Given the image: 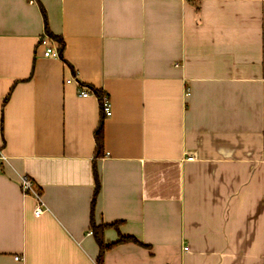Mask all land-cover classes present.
I'll return each mask as SVG.
<instances>
[{
	"label": "crops",
	"instance_id": "1",
	"mask_svg": "<svg viewBox=\"0 0 264 264\" xmlns=\"http://www.w3.org/2000/svg\"><path fill=\"white\" fill-rule=\"evenodd\" d=\"M0 149V264H264V0H0Z\"/></svg>",
	"mask_w": 264,
	"mask_h": 264
},
{
	"label": "trees",
	"instance_id": "2",
	"mask_svg": "<svg viewBox=\"0 0 264 264\" xmlns=\"http://www.w3.org/2000/svg\"><path fill=\"white\" fill-rule=\"evenodd\" d=\"M45 14V13H44ZM47 21V20H46ZM46 29H47V33L49 34V36L52 38V39H55L57 42H58V49H59V57H61L63 60H65L64 58V51H65V41H64V38L62 35H56L54 33H52L49 29H48V25L46 23ZM66 61V60H65ZM95 93L97 96H99V100L101 102V111L103 112V109H102V104H103V100H104V97L106 96L104 94L103 91L99 90V89H95ZM8 96L5 98V101H4V104L8 101ZM104 113V112H103ZM104 125H103V120H101L97 126V142L99 144L98 146V154H102V150H103V146H104V143H103V139H104ZM94 176L96 178V187H95V196H94V199H93V204H92V208H93V214H92V220H91V224H92V228H93V232H94V236H95V239L98 241V244L100 246V259H99V262L101 264L102 263V254L103 252L108 249V248H111L113 247V245L117 244V243H120V242H129V240H136L134 237L132 236H129V237H126V236H120L119 239L117 241H114L113 243L111 244H106L105 243V239L103 238V232H104V228L106 227V225L104 224H97L95 222V218H94V215H95V202H96V198L97 196L99 195V191H100V186H101V183H100V176L98 175V170H97V167L95 166V169H94ZM116 223H114L113 225H115Z\"/></svg>",
	"mask_w": 264,
	"mask_h": 264
},
{
	"label": "built area",
	"instance_id": "3",
	"mask_svg": "<svg viewBox=\"0 0 264 264\" xmlns=\"http://www.w3.org/2000/svg\"><path fill=\"white\" fill-rule=\"evenodd\" d=\"M50 40L52 41V38L50 36H46V38L43 40V44L45 43L46 46V51L45 54L46 55H55V56H60L59 55V49H53V46L50 44ZM71 79H68V82H71ZM92 92L85 86H81L80 91H79V95L80 96H85L87 97L88 95H90ZM102 109L103 112L105 113L106 116H110L113 111L111 110V100L108 96L104 97L103 100V104H102ZM2 160H6V156L4 155V153L2 152V150L0 149V164ZM21 178V187H22V191L25 194H30V195H34L37 198V205L35 207L36 209V214H41L44 212V203L41 199V193L38 189V187H36L34 181L32 180V178L30 179L29 177L22 175L20 176ZM17 259H20L21 257L19 255H17L16 257Z\"/></svg>",
	"mask_w": 264,
	"mask_h": 264
}]
</instances>
